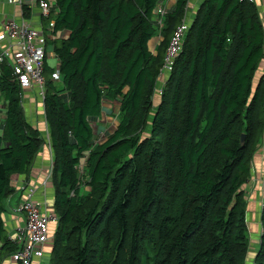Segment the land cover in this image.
I'll use <instances>...</instances> for the list:
<instances>
[{
  "label": "trees",
  "instance_id": "16d2710c",
  "mask_svg": "<svg viewBox=\"0 0 264 264\" xmlns=\"http://www.w3.org/2000/svg\"><path fill=\"white\" fill-rule=\"evenodd\" d=\"M160 1L57 0L53 35L69 34L46 38L58 62L44 74L56 217L49 264H246L245 189L264 138L259 10L203 0L162 76L189 0H176L158 26ZM0 95L2 264L17 250L2 217L12 177L30 175L45 139L26 121L9 65ZM106 103H118L117 125L95 142L92 122ZM260 225L253 264H264V185Z\"/></svg>",
  "mask_w": 264,
  "mask_h": 264
},
{
  "label": "built area",
  "instance_id": "2783aa9c",
  "mask_svg": "<svg viewBox=\"0 0 264 264\" xmlns=\"http://www.w3.org/2000/svg\"><path fill=\"white\" fill-rule=\"evenodd\" d=\"M255 3L256 0H248ZM264 3V0H260ZM24 9L38 7L45 26L42 30L34 28L27 21L9 20L1 23L0 29V68L9 65L17 83L24 92L31 91L43 104L45 95V63L47 61L46 38L55 39L54 15L57 11V0H8ZM27 7V8H26ZM167 14L166 8L158 5L155 9V23L162 25ZM264 28V10L259 13ZM189 20L186 17L173 32L165 51L162 76L171 71L174 59L180 52L181 44L188 30ZM52 78L59 80L56 70ZM264 111V107H263ZM38 191L33 185L24 187L17 213L24 215V223L18 226L10 237L17 250L11 258L16 264H33L45 256V246L52 240L51 226H55L56 217L44 199H38Z\"/></svg>",
  "mask_w": 264,
  "mask_h": 264
},
{
  "label": "crops",
  "instance_id": "0c3cea01",
  "mask_svg": "<svg viewBox=\"0 0 264 264\" xmlns=\"http://www.w3.org/2000/svg\"><path fill=\"white\" fill-rule=\"evenodd\" d=\"M203 0H189L188 10L186 13V19L190 22L194 18L200 4ZM176 0H161L160 6L170 10L174 7ZM256 7L260 11L264 10V3L260 0L255 1ZM27 8V7H26ZM16 20V21H27L36 29L42 30L44 28L45 21L42 19L38 7L32 9H24L23 7L15 4H10L8 0H0V24L5 21ZM1 29V25H0ZM60 36H68V32L58 33ZM48 55V53H47ZM53 58V52L51 51ZM48 59V56H47ZM57 61V60H56ZM47 63V61H46ZM48 64V63H47ZM58 68V62L55 69ZM264 81V58L260 63L258 70L254 78V86L260 81ZM0 98H3L0 95ZM3 105L0 106V123L3 121L4 116V99ZM23 106L25 111L26 121L32 127L38 129L41 135L45 139V145L41 152L36 157L30 175L28 177L15 175L12 177V183L15 193L8 197L4 201L5 212L3 214V221L6 233L9 237L13 236L14 231L18 226L23 225L24 215L17 213V207L21 202L24 187L27 184L35 186L38 191V199H44L49 208H52L53 203V187L50 182L51 167H52V150L50 147L48 135L49 128L45 120L44 106L39 99L36 98L34 92L26 91L23 97ZM104 112V111H103ZM263 185H264V138L262 140V146L259 148L254 156L252 162V172L249 183L245 189V196L247 201V218L250 220L254 219L255 223L253 227H248L249 233V251L246 257V264H253L255 256L258 252L259 241L261 235L260 225V211L263 200ZM248 225V223H247ZM55 226H51V234L53 238ZM52 249V240L45 246V256L42 259H37L33 264H49V253ZM2 264H16L11 256L4 257L1 262Z\"/></svg>",
  "mask_w": 264,
  "mask_h": 264
},
{
  "label": "rangeland",
  "instance_id": "374dc122",
  "mask_svg": "<svg viewBox=\"0 0 264 264\" xmlns=\"http://www.w3.org/2000/svg\"><path fill=\"white\" fill-rule=\"evenodd\" d=\"M52 48L50 45H46V52L48 53L47 63L50 67L55 68L57 66V61L55 58L51 56ZM3 98H0V106L3 105ZM154 104L157 105L158 103V96L153 97ZM4 116V113L2 114ZM118 121V103H106L104 105V112L102 117L96 121L92 122V127L95 131L96 137L95 142L100 141L101 139L105 138V135H108L113 129H115ZM248 227H253L252 224L255 223L254 219L251 218L248 220L247 218ZM254 225V224H253Z\"/></svg>",
  "mask_w": 264,
  "mask_h": 264
},
{
  "label": "water",
  "instance_id": "95a60500",
  "mask_svg": "<svg viewBox=\"0 0 264 264\" xmlns=\"http://www.w3.org/2000/svg\"><path fill=\"white\" fill-rule=\"evenodd\" d=\"M241 140H243V138Z\"/></svg>",
  "mask_w": 264,
  "mask_h": 264
}]
</instances>
